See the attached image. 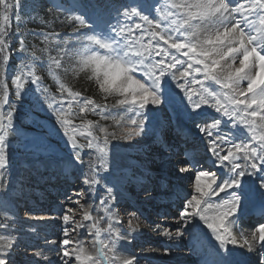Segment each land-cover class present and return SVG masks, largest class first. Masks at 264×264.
Returning <instances> with one entry per match:
<instances>
[{
	"label": "snow or ice",
	"instance_id": "obj_1",
	"mask_svg": "<svg viewBox=\"0 0 264 264\" xmlns=\"http://www.w3.org/2000/svg\"><path fill=\"white\" fill-rule=\"evenodd\" d=\"M26 7L23 0H0V170L9 164L8 140L14 132L15 103L6 112L4 108L9 104L7 65L15 15L19 43L12 51L21 56L11 77L16 100L27 85H35L71 147L69 167L83 166L81 153L89 150L94 155L84 183L89 192L102 181L105 189L99 205L82 203L87 193L77 194L80 198L71 205L62 203V264H135V257L118 250L127 237L112 207L119 178H109V145L142 135L146 111L168 100L173 84L184 94L191 114L201 115L198 110L204 106L219 114V119L213 117L211 123L196 127L209 137L207 151L216 158L217 168L226 169L222 175L196 172L191 194L178 208L180 227L175 235L181 236L182 227L198 220L216 242L212 259L204 264H240L229 245L257 253L255 264H264V222L249 235L238 236L235 231L245 198L253 192L242 178L260 174L255 191L264 198V0H131L121 8L100 0H72L69 5L52 0L48 11L63 13L75 27L66 35L32 32L41 37L43 46L31 48L19 28ZM32 9L36 10L35 4ZM45 63L55 93L38 74V67ZM69 74L73 79L84 76L101 100L74 89L66 81ZM228 125L229 131L221 134L220 128ZM0 208L7 217L8 204ZM94 210L103 215H94ZM258 215L264 219V202ZM7 227V222L0 224V229ZM127 228L140 230L135 213L130 214ZM161 228L157 225L154 230L162 236L173 235L169 228ZM83 229L92 237L90 241L82 238ZM190 239L197 238L190 235ZM15 243V237L0 235V264H10L6 257Z\"/></svg>",
	"mask_w": 264,
	"mask_h": 264
},
{
	"label": "rangeland",
	"instance_id": "obj_2",
	"mask_svg": "<svg viewBox=\"0 0 264 264\" xmlns=\"http://www.w3.org/2000/svg\"><path fill=\"white\" fill-rule=\"evenodd\" d=\"M59 2L69 5L72 0H59ZM100 2L107 3L112 8H121L131 0H100ZM147 2L151 3L152 0ZM33 4L36 5V3ZM31 5L28 4L24 9L26 13L24 20L29 17L40 22L37 9L33 11ZM49 22H46V25L42 22L40 24L46 26L48 32H51L48 27L50 25L47 26ZM59 22L68 26L57 31L61 34H70L75 27L64 17L62 22L60 20ZM13 42L12 50L18 47L15 46V38ZM13 53L17 62L12 70L9 69L10 59L7 65V81H10L9 104L5 105L4 111L6 112L15 103L14 132L8 140L9 164L5 169L0 170L3 173L0 175V185H2L0 204L5 202L8 204L7 217L0 208V224L7 222L8 227L0 229V235H10L16 239L13 250L6 257L10 264H62L63 245L60 241L64 238V225L59 219L62 215V203L71 205L72 201L80 198L77 194L87 193V198L81 202L99 205L101 197L105 195V189L102 181L95 191L89 192V186L84 183L85 175L89 173L88 162L94 155L89 150L85 149L81 153L83 166L69 167L67 160L71 154V147L59 130L55 117L43 103L42 94L37 91L36 86L27 85L21 99L16 100L11 77L15 74V68L20 63L21 56L14 51ZM52 54L55 55V51ZM38 74L43 77V85L48 86L50 91L55 93L56 85L47 74L46 63L43 67H38ZM61 75L64 74L61 73ZM66 81L84 95L94 96L98 102L101 100L95 87L84 76L73 79L69 74ZM108 102L114 103V100ZM186 105L184 94L173 84L170 98L160 106L155 108L150 106V109L146 111L145 131L142 135L135 137L132 141L113 140L109 145L111 166L109 178H119L118 186L114 191L117 201L112 207L121 220L118 227L127 237L120 242L118 250L123 256L135 257V264H141L139 260H142L143 264H163L169 259L166 256L167 253H173L176 257L166 261V264H172L171 262L198 264L194 261L205 252L204 248L195 252V249L199 247L193 243L184 246V241L186 242L190 235L196 238L203 235L207 239V234L210 232L198 220L193 225L182 227L181 236L175 235L177 227H180L177 224L178 208L182 206L186 197H177L175 203L167 202L166 204L163 200L157 204H153L154 200L150 203L151 198L170 194V190L158 188L162 181L167 180V177L175 180L177 186L192 188L197 171L211 170L221 175L226 171V169L217 168L214 163L216 158L207 151L209 137L200 133L196 127L198 124L211 123L213 117L219 119V114L207 106L198 110L202 113L201 115L191 114L190 109L186 110ZM89 118L97 119L95 116ZM102 123L110 125L112 122L102 121ZM229 129L230 125L222 126L219 131L223 134ZM183 133H187V140L185 136L184 139L182 138ZM180 158H186V161L177 162ZM173 160L178 167L187 169L182 173L183 175L191 174L193 179L182 182L178 179L181 176L180 173L174 170H162L164 164L172 163ZM126 167H129L127 172L121 171ZM61 175L64 178H61ZM100 175L108 174L101 172ZM259 175L242 178L245 187L252 188V193L255 192L257 196L251 208L255 203L264 202L255 191L259 184ZM190 194L191 192L188 195ZM246 199L252 200L251 195L247 196L245 201ZM164 208H168V212H165ZM131 213H135L139 218L140 230L137 232H130L127 228ZM93 214L103 215L102 212L97 213L95 210ZM134 222H136L135 219ZM247 224L248 222L239 220L238 228H236L240 232L247 231L249 235L256 225ZM157 225L169 228L173 235L160 237V233L154 230ZM81 231L83 239L86 241L92 239L87 229ZM176 242L182 243V246H174ZM255 256L253 257L256 260Z\"/></svg>",
	"mask_w": 264,
	"mask_h": 264
},
{
	"label": "bare ground",
	"instance_id": "obj_3",
	"mask_svg": "<svg viewBox=\"0 0 264 264\" xmlns=\"http://www.w3.org/2000/svg\"><path fill=\"white\" fill-rule=\"evenodd\" d=\"M183 139L186 137V140L188 138L187 136V133H183L182 135ZM185 136V137H184ZM170 157V156H169ZM180 161H177V162H185L186 161V158H180L178 159ZM175 160H173L172 163H169V164H164L163 165V171H168V170H174L175 172H178L181 174V176L178 178L179 180H181L182 182H186L188 180H192L193 179V176L191 174H186V175H183L182 173L183 172H180L179 169L182 168V167H178L176 164H175ZM129 169V167H126V168H123L121 171H125L127 172ZM55 169H53L54 171ZM160 174V173H159ZM61 178H64L63 175H61ZM69 180V179H68ZM139 182H142L143 180H138ZM244 183V182H243ZM152 188V187H151ZM158 188H161L162 190H170V194H168V196H161V197H158V198H151V202L150 203H153L152 201L154 200V203L153 204H157L159 201L161 200H165L166 202H170V203H174L179 197L180 195H183V196H188V194L192 191V188L188 187V186H177L175 180H172L170 179L169 177H167V180L164 181V183H161V185L158 187ZM140 190V189H139ZM150 190V189H149ZM140 192V191H139ZM169 192V191H168ZM181 193V194H180ZM142 194V193H141ZM221 198H226V193H222L220 194ZM260 196V195H259ZM251 198L252 200H247L245 201L244 203V206L240 212V214H243V215H246V214H250L252 213V210L250 209L251 208V205L254 203V201H256V194L255 192L251 194ZM215 199V198H214ZM264 200V198L261 197V200ZM150 201V200H149ZM258 205V204H256ZM161 207V206H160ZM259 206H256V212H254L256 215V217L258 215V210H259ZM170 212H173V211H170ZM242 216V215H241ZM171 225V224H170ZM172 226V225H171ZM237 235L239 236L240 232L238 233L237 232V228L235 229ZM243 233L245 235L248 234L247 231H243ZM160 237H162V235H160ZM205 236L201 235V236H198L196 240H193V239H190L188 238L186 240V242L184 241V246L189 243H193V244H196L199 248H197L195 250V252L201 248H204L205 252H204V255H201L198 259H196L194 262H197L198 264H204L205 260L208 259H212L211 257V252L213 250V248L216 246V242L214 241V239H212L211 237V234H207V239L204 238ZM182 243H178L176 242L174 244V246L178 247V246H182L181 245ZM193 248V247H192ZM229 248L230 249H233V259L236 260V261H239L240 264H251L253 262H255V258L253 256L255 255H252V254H255V252L253 253H248L246 250H243V249H239L238 247H235V246H232V245H229ZM257 254V253H256ZM166 256L169 258V259H175V255H173V253H167ZM256 257V256H255ZM167 258V259H168ZM168 259V260H169ZM168 260H165V262H163V264H166V261L168 262ZM138 262H140L141 264H143L142 260H139ZM170 262V261H169ZM172 264H176L175 262H171ZM193 264V263H192Z\"/></svg>",
	"mask_w": 264,
	"mask_h": 264
},
{
	"label": "trees",
	"instance_id": "obj_4",
	"mask_svg": "<svg viewBox=\"0 0 264 264\" xmlns=\"http://www.w3.org/2000/svg\"><path fill=\"white\" fill-rule=\"evenodd\" d=\"M52 2V0H23V3L25 5L28 4H32L36 3V9L38 14L40 15V22H42L43 25H46V22H49L51 20V18H53L48 24L50 26H48L51 29V32L53 31H58V30H62L66 26L64 23H60L59 20L62 22L64 14L63 13H57L55 10H52L51 12L48 11V6L49 4ZM32 5H31V9H32ZM22 17H25L26 13L24 12V10L21 12ZM58 17V18H57ZM40 22H37L35 20H32L31 18H26V20L23 19V21L19 24V28H20V32L23 33L25 35V40L26 43L28 45L29 48L32 47L33 44L38 45L40 47H42V43L40 41V37L39 36H35L32 35L30 33L32 32H40V31H46L48 32L49 30H47L45 27L46 26H42L40 24ZM16 28H17V22L15 20V15H13L12 18V24H11V43H10V48L9 51L11 53L10 55V62H9V69L12 70L13 67L15 66V62H17L15 55L12 51L11 48V44L14 43L13 39L15 38V46H18L19 41H17V37H15V32H16ZM41 73L43 74V72L41 71ZM8 85H10V81H7ZM90 88V87H89Z\"/></svg>",
	"mask_w": 264,
	"mask_h": 264
}]
</instances>
